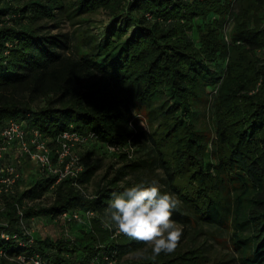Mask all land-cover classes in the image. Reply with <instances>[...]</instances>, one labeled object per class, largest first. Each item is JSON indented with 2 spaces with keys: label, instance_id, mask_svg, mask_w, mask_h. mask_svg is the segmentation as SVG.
<instances>
[{
  "label": "trees",
  "instance_id": "trees-1",
  "mask_svg": "<svg viewBox=\"0 0 264 264\" xmlns=\"http://www.w3.org/2000/svg\"><path fill=\"white\" fill-rule=\"evenodd\" d=\"M233 2L0 0V130L18 118L50 137L69 128L98 135L82 146L77 185L62 180L51 204L31 203L56 181L39 169L25 182L23 167L13 192L0 193V250L7 253L0 264H22L10 257L35 253L45 264H77L103 253L113 255L115 264H205L199 248L157 256L147 242L115 236L104 226L111 194L145 178L120 179L154 164L165 174L163 190L179 200L172 218L183 230L201 223L228 229L241 264H264V0H238L228 41L223 29ZM100 10L116 18L114 24L104 37L79 28L76 50L66 32L54 30L61 15L82 23ZM219 58L226 70L216 85L213 64ZM142 110L149 132L140 125ZM142 138L153 155L130 158ZM112 144L122 151L111 152ZM101 147L127 163L91 195L85 186L100 165L84 160ZM65 210H92L89 229L76 239L67 231L55 239L33 235V243L23 235L34 217L71 225L57 220ZM2 232L18 233L26 246L2 240ZM130 254L141 256L124 259Z\"/></svg>",
  "mask_w": 264,
  "mask_h": 264
},
{
  "label": "rangeland",
  "instance_id": "rangeland-1",
  "mask_svg": "<svg viewBox=\"0 0 264 264\" xmlns=\"http://www.w3.org/2000/svg\"><path fill=\"white\" fill-rule=\"evenodd\" d=\"M238 9H239V2L238 0H234L232 4V13H230L226 27L223 29L225 32V36L228 37V41L231 40L230 30L232 27V23L234 21L233 13L237 12ZM60 17H61L59 23L60 26L55 28L54 30L66 32L69 38L71 37L70 45L74 50H76L75 47V44L77 45L76 35L77 33H79L77 32L79 28H81V30L88 28L87 29L88 32L85 31L86 35L90 34L91 36H93L98 34L99 35V36L97 35L98 37L100 36L104 37L105 36L104 32L111 25L114 24L113 21L116 19L112 16H109V14L104 10H100L95 14L89 15L88 21L82 23H78L76 19L74 21L72 19H68L66 15H61ZM117 20H120V18ZM209 20L211 21L212 19ZM261 20L262 22L264 21V16L262 17ZM132 29L133 28L127 30L123 36L129 35L132 32ZM190 34L194 36L193 32H190ZM194 37L197 40L196 42H198L199 41L198 35H195ZM88 38L90 39V36ZM114 40H117L116 37H114ZM91 44L92 43H90V45ZM88 46L89 44H86L83 48H87ZM260 56L264 57V54L260 53ZM213 66L214 69L217 70L216 85H218L222 80V77L226 70V60L219 58L218 61L214 62ZM216 88L217 86L212 88L215 94H216ZM135 115L137 117L141 115L143 121L140 122V125L143 127L144 130H147L149 132L150 126L146 120L148 117L147 112L145 110H142L140 111V115H138L137 112L135 113ZM213 135L215 136V133H213ZM143 141L144 138L141 139L140 144H137L136 146L130 149V153H131L130 158L147 159L153 155L152 145H150L147 140L145 142ZM82 149H83L82 146L78 148V151L81 155L84 151V149L83 150ZM208 150L210 151L211 148L209 147ZM19 157L20 156L18 151H12L9 154V156L7 155L4 165H8L9 163L15 164L16 160H18ZM211 160L212 162H214L213 159ZM84 161L86 164L91 162H97L100 165V168L96 172L95 176L85 186L87 193L91 195L96 193L99 184L102 182V179L104 180V177L107 174L109 176H112L116 172V170L120 169L123 165L127 163V161L121 157V154L118 153L112 154L110 151L107 152L105 148L102 147L97 151H94L90 157H86ZM27 162L28 161H24L23 163L24 174L27 175L25 178V182L27 181V179H29L30 174H32L35 171L39 172L40 170L39 167L36 164H34L31 160L29 163ZM138 174H140V177H143L145 179H149V180L153 178L158 179L162 185V188H165V181H164L165 174L162 168L159 167L157 164H154L148 170H143L142 173L139 172L128 173L126 176H123V178L120 179V183L125 184L128 181L133 182L136 178H139ZM24 186L27 187V184H24ZM56 189H57L56 186H52L49 189V191H47L40 200H36L31 203L40 204V205L51 204L54 198L56 197ZM3 203L4 201L1 200L0 207L4 206ZM177 224L183 229V225L181 223L177 222ZM28 228L33 233V235L37 237V239H43L45 236H51L54 239L60 238L61 236H65V231H67L73 238L75 237L76 239V236L81 235V232L84 228L89 229V224L88 223H81V224L72 223L71 225L62 224L56 221H52L49 216L45 215V216L32 218L28 224ZM146 246L148 249H152V245L150 243L147 242ZM192 248H199L203 256L206 258L205 264H212L214 260L221 258L232 259L230 261V264H241L238 258L239 254L232 247L230 231L218 225L201 223L194 225V227L192 226L186 227L183 230L181 238L175 249L178 251H182ZM140 256H141L140 254L137 255L130 254L125 256L124 259L127 258L138 259L140 258Z\"/></svg>",
  "mask_w": 264,
  "mask_h": 264
},
{
  "label": "built area",
  "instance_id": "built-area-1",
  "mask_svg": "<svg viewBox=\"0 0 264 264\" xmlns=\"http://www.w3.org/2000/svg\"><path fill=\"white\" fill-rule=\"evenodd\" d=\"M226 38L228 40L227 36ZM96 138L98 135L95 132L84 134L73 128L64 130L55 137H50L38 128L25 125L18 118L10 119L0 130V193L13 192L17 181L22 177L23 163L27 160L36 164L41 172L56 176L53 186L64 179H72L73 183L77 185L75 180L84 170L78 148ZM108 149L111 152L122 151V147L117 144L109 145ZM12 151L19 152V159L16 160L15 164L4 165L7 155L9 156ZM19 212L23 215L21 209ZM94 215L92 210H65L58 216L57 220L64 223H89ZM22 231L23 235L30 237L29 243L35 241L33 233L27 226H23ZM118 234L120 232L114 230L113 235ZM1 239L21 240V237L18 233L10 235L2 232ZM20 244L26 246L22 240ZM0 256H7V253L0 250ZM10 259L22 264H45L38 253L30 256L19 254L10 257ZM115 262L113 255L103 253L95 256L94 259L77 264H115Z\"/></svg>",
  "mask_w": 264,
  "mask_h": 264
},
{
  "label": "clouds",
  "instance_id": "clouds-1",
  "mask_svg": "<svg viewBox=\"0 0 264 264\" xmlns=\"http://www.w3.org/2000/svg\"><path fill=\"white\" fill-rule=\"evenodd\" d=\"M178 204L176 195L163 190L158 179H140L111 194L103 223L110 230L150 243L154 255L171 253L183 232L172 218Z\"/></svg>",
  "mask_w": 264,
  "mask_h": 264
},
{
  "label": "crops",
  "instance_id": "crops-1",
  "mask_svg": "<svg viewBox=\"0 0 264 264\" xmlns=\"http://www.w3.org/2000/svg\"><path fill=\"white\" fill-rule=\"evenodd\" d=\"M11 153V152H10Z\"/></svg>",
  "mask_w": 264,
  "mask_h": 264
}]
</instances>
